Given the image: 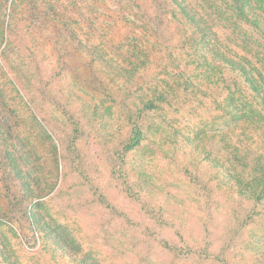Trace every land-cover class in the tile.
Returning <instances> with one entry per match:
<instances>
[{
    "label": "rangeland",
    "instance_id": "1",
    "mask_svg": "<svg viewBox=\"0 0 264 264\" xmlns=\"http://www.w3.org/2000/svg\"><path fill=\"white\" fill-rule=\"evenodd\" d=\"M246 1L0 0V264H264L258 102L162 13L264 75Z\"/></svg>",
    "mask_w": 264,
    "mask_h": 264
},
{
    "label": "trees",
    "instance_id": "2",
    "mask_svg": "<svg viewBox=\"0 0 264 264\" xmlns=\"http://www.w3.org/2000/svg\"><path fill=\"white\" fill-rule=\"evenodd\" d=\"M232 2L235 5V9L240 15H242L245 19L256 22L258 16L251 11L252 7H248V2L246 0H232ZM138 5V10L143 9V6H141L140 4ZM175 9L178 10L176 12H173L169 9H164L162 13L165 16L169 15L172 20H179L180 25L178 28H180V26L184 23V26L191 31V36L189 38H186L183 44H192V41L199 40L200 42H198V45H201V47L206 48L205 50L207 52V54H203V61L201 60L203 65H207L209 68L212 69H218V71H215L211 76L216 77L221 81V79L225 78L224 73H227L229 77L228 86L234 87L236 88V90H244L245 86L247 89L245 91H250V93L258 102L261 111L259 113H255L253 111H250L252 113L244 112L241 116H239L240 118H242L240 119V121L250 122L252 120L253 123L256 125L255 128H260L259 124L264 122V75L254 76V74L256 73H253L254 71L248 66L243 65L241 63V60L229 57L226 55L227 53L223 54V52L217 50L216 47L210 45L208 37L212 34L211 28L208 25L196 22V19L193 14L191 12L186 11L183 7L178 6ZM144 25L147 26V24L145 23ZM160 25L161 24L158 19L154 33H156V30ZM54 29L56 39L66 33L65 32L64 34H62L61 29H63V26L58 27V25H54ZM97 59L98 61H100V63H102L99 58ZM93 60H96V58L93 57ZM181 78H183V76H181ZM192 78L196 79L194 75H189L187 80L190 81ZM255 167V171L257 174L254 178V182H256L259 186H264V158L257 159V161L255 162Z\"/></svg>",
    "mask_w": 264,
    "mask_h": 264
}]
</instances>
